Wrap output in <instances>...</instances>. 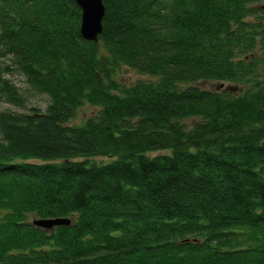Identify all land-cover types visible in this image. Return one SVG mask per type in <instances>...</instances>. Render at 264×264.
<instances>
[{"label":"trees","instance_id":"1","mask_svg":"<svg viewBox=\"0 0 264 264\" xmlns=\"http://www.w3.org/2000/svg\"><path fill=\"white\" fill-rule=\"evenodd\" d=\"M102 3L0 0V264H264V0Z\"/></svg>","mask_w":264,"mask_h":264},{"label":"rangeland","instance_id":"2","mask_svg":"<svg viewBox=\"0 0 264 264\" xmlns=\"http://www.w3.org/2000/svg\"><path fill=\"white\" fill-rule=\"evenodd\" d=\"M11 78V80L13 81L14 84H16V86H18L19 88H21L23 90V92H25V98H26V108L23 110L24 112H27L29 109L31 108H36L39 111L45 112L47 106H48V98L44 95L38 94L32 90H29L26 86V84L24 83V79L18 75H14ZM151 79V78H150ZM144 81V80H149V77L144 76V75H140L138 72L129 69V68H122L121 73H120V78L119 81L123 84H127L130 85L136 81ZM215 84H213V86L209 85V88L211 89H215ZM226 87L229 86H233V85H228L225 84ZM236 92V90H234V92H232L233 94ZM0 110H17L16 108L7 105V104H0ZM97 111V109H95L94 107H91L90 105H85L82 106L81 108H79L77 110V115L76 117L72 120V124L73 123H79L82 119L87 118L89 116H92L95 114V112ZM165 151H160L157 152L156 154H162ZM94 162L96 163H102V162H107L108 159L107 158H102V157H95L92 159Z\"/></svg>","mask_w":264,"mask_h":264},{"label":"water","instance_id":"3","mask_svg":"<svg viewBox=\"0 0 264 264\" xmlns=\"http://www.w3.org/2000/svg\"><path fill=\"white\" fill-rule=\"evenodd\" d=\"M81 11L80 34L83 40L96 43L102 33V18L104 16V6L102 0H74ZM264 147V138L262 144ZM33 225L51 229L56 226L70 225L69 219H41L34 220Z\"/></svg>","mask_w":264,"mask_h":264}]
</instances>
